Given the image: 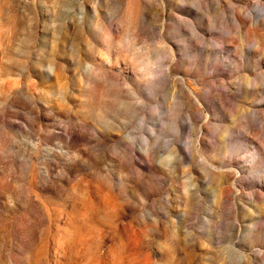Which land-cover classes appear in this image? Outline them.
<instances>
[{
  "label": "rangeland",
  "instance_id": "374dc122",
  "mask_svg": "<svg viewBox=\"0 0 264 264\" xmlns=\"http://www.w3.org/2000/svg\"><path fill=\"white\" fill-rule=\"evenodd\" d=\"M0 264H264V0H0Z\"/></svg>",
  "mask_w": 264,
  "mask_h": 264
}]
</instances>
